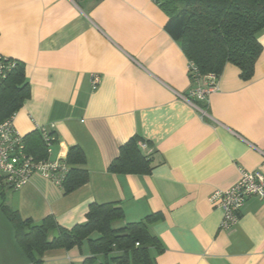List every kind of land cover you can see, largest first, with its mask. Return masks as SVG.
<instances>
[{
	"label": "crops",
	"instance_id": "crops-1",
	"mask_svg": "<svg viewBox=\"0 0 264 264\" xmlns=\"http://www.w3.org/2000/svg\"><path fill=\"white\" fill-rule=\"evenodd\" d=\"M157 1L0 0V54L24 64L31 88L14 116L16 130L54 133L52 162L79 146L90 175L69 195L38 173L19 190L1 191L23 220L52 216L68 230L86 222L92 204H119L121 227L160 215L149 224L163 247L152 250L155 264H264V201L250 198L225 231L222 211L209 202L242 171L264 175V31L253 79L245 82L228 64L218 90L198 102L189 60L165 31ZM134 137L149 144L143 152L152 156V173H109ZM90 256L85 242L48 251L43 264H82ZM0 264H34L1 204Z\"/></svg>",
	"mask_w": 264,
	"mask_h": 264
},
{
	"label": "trees",
	"instance_id": "trees-1",
	"mask_svg": "<svg viewBox=\"0 0 264 264\" xmlns=\"http://www.w3.org/2000/svg\"><path fill=\"white\" fill-rule=\"evenodd\" d=\"M157 2L168 17L165 31L181 44L189 63L199 75L219 78L225 67L231 64L239 68L245 82L253 79L256 64L263 53L257 36L264 31V0ZM190 77L193 81V76ZM30 97L25 66L16 60V66L0 86V123L14 117ZM49 134L54 137V133ZM141 141L140 137H134L123 145L108 172L151 174L152 156L145 155L140 149L138 144ZM25 145L27 153L36 160H48V144L41 131L25 136ZM62 162L68 170L63 175L61 188L65 195H69L89 182V172L83 168L87 159L84 151L74 146ZM9 190L3 188L5 192ZM3 191L0 193L1 209L13 224L21 248L34 264H43L44 255L50 250L70 251L82 247L85 242L91 256L82 264H155L152 250L163 251L160 241L149 230V224L159 220L160 215L153 214L141 222L121 227L119 224L124 221L125 214L119 204H92L86 222L68 230L61 228L52 216L41 223L23 220L18 211L7 204ZM95 234L98 235L96 238L93 237Z\"/></svg>",
	"mask_w": 264,
	"mask_h": 264
},
{
	"label": "built area",
	"instance_id": "built-area-1",
	"mask_svg": "<svg viewBox=\"0 0 264 264\" xmlns=\"http://www.w3.org/2000/svg\"><path fill=\"white\" fill-rule=\"evenodd\" d=\"M16 66V60L0 54V86L7 75ZM189 74L193 76L195 87L190 95L198 102L207 103L209 96L218 90V77L215 75L201 76L197 69L189 63ZM100 79L92 78V88H98ZM204 115L207 111L201 110ZM14 117L0 123V191L4 187L11 190H19L25 186L31 177L38 173L61 186L63 175L68 166L63 162L48 160H36L26 151L25 137L14 126ZM46 143L49 155L52 152L54 137L44 128H40ZM142 151H148L147 142H139ZM253 197L264 201V175L259 172L242 171L240 180L227 190H219L209 197V202L223 213L221 230H229L234 227L241 216L245 203ZM139 247L140 244H137Z\"/></svg>",
	"mask_w": 264,
	"mask_h": 264
}]
</instances>
